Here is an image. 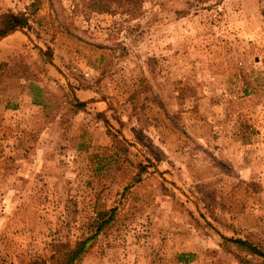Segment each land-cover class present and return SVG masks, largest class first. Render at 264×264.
<instances>
[{"label":"rangeland","instance_id":"374dc122","mask_svg":"<svg viewBox=\"0 0 264 264\" xmlns=\"http://www.w3.org/2000/svg\"><path fill=\"white\" fill-rule=\"evenodd\" d=\"M33 1L0 0L31 25L0 33V264L100 224L75 264H264L231 240L264 252V0Z\"/></svg>","mask_w":264,"mask_h":264},{"label":"trees","instance_id":"16d2710c","mask_svg":"<svg viewBox=\"0 0 264 264\" xmlns=\"http://www.w3.org/2000/svg\"><path fill=\"white\" fill-rule=\"evenodd\" d=\"M38 0L33 1L29 6L32 8V11L36 9V4ZM29 15L27 13H12L10 11L0 13V33L4 32L3 26L6 25V29L9 28H30V22H29ZM75 105L77 107H83L84 103L81 102H75ZM111 216L107 218V220H110ZM102 224L97 225L95 230L92 232L91 235L87 236L84 239L77 240L74 245L70 248H68V244L65 243H58L54 246V253L52 257L55 259L54 264H75L79 262L84 254L88 251V248L90 247L91 243L95 240L98 233L101 231ZM234 243L246 247L248 250H250L252 253L262 257L264 259V252L260 249L256 248L254 245L241 240V239H231ZM188 256V254H180L179 258L185 260V258Z\"/></svg>","mask_w":264,"mask_h":264}]
</instances>
